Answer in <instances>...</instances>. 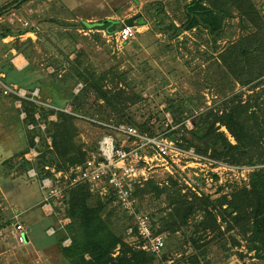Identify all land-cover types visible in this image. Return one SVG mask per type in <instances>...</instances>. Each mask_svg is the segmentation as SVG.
Listing matches in <instances>:
<instances>
[{
    "label": "rangeland",
    "instance_id": "obj_1",
    "mask_svg": "<svg viewBox=\"0 0 264 264\" xmlns=\"http://www.w3.org/2000/svg\"><path fill=\"white\" fill-rule=\"evenodd\" d=\"M99 1L101 2L99 5L95 3L86 9L75 7L77 3L74 0H33L27 3L19 1L16 8H13L12 4L8 9L3 10L0 16V30L4 24L12 26L15 31L25 28L17 14H13V11H17L20 17H25L30 21L27 29L36 33V36L26 34L23 37L12 34L7 39H0V60H4V63L8 62L5 50L10 47L7 54L8 52L12 54V63L16 54H23L27 62L25 69L20 71V74L27 78L23 82L26 86L11 85L22 90L24 95L5 93L0 82V223L10 218L13 219L12 224L0 230V264H71L63 256L59 247H56L54 251H48L49 253L43 252L46 256L43 257L38 250L35 251L32 245H26V241L21 243L17 238L18 223L24 224L25 220L28 222L30 212L33 210L23 206L34 203L40 193L42 204L38 207L43 209L46 194L41 188L42 178H39V172L35 166L31 168L36 169L38 173L36 177H30L28 171L21 174L14 171L4 176L3 171L10 164V162L5 164L4 161L26 148L28 151L24 155L25 159L31 149L38 152L37 158L30 161L32 163L36 162L42 152L54 151L52 139L48 136L46 137L47 146L44 145L39 134L35 136V145H31L29 143L30 133L36 129L40 132L47 131L48 122L58 121L60 113L69 114L75 117L72 122L76 126L70 135L75 133L74 141L84 147L87 156L98 151L97 144L101 139L100 136L107 135L108 129L115 131L116 136H113L117 142H125V145L133 143V139H129L126 134L116 129L117 125H133L139 129L140 134L143 133L141 128L133 123L124 121L110 124L99 120L85 109L78 108V101L74 97L67 98V95L71 87L75 95L80 94L85 89L83 79L78 80L73 76V80L64 83L68 87L65 93L58 95L50 82L44 80L37 84L40 76L48 80L46 76L56 71L53 64L57 60L62 63L61 75L69 70L72 73L75 72L71 63L77 58V53L82 63L89 68L113 69L119 75H125L126 81L134 86V90L140 93L143 99L133 104L124 103V118L131 117L138 124L146 122L154 125L159 132L155 134L156 136H169L170 131L178 129L183 123L187 129L191 130L200 112L218 106L221 101L235 94L243 93V98L246 99L247 94L251 92L250 86L256 83L262 84L261 80L264 81V68L258 75L250 77V83L236 81L237 79L226 70L220 59V54L236 45L241 36L246 35L249 30L254 31L247 16L239 14V12H245L247 6L242 11L237 7L233 8V16L226 19L224 33H221L220 37L212 36L208 30L198 26L191 30L178 31V34L171 38L173 28L169 26L173 22L176 26L183 23L186 19L185 4L191 0ZM9 2L11 0H0V9ZM250 3L259 10L261 16H264V0H250ZM160 4L164 5L163 10ZM28 8L33 9L31 15L27 13ZM92 11L98 17L92 22L111 18L124 23V20L141 14V17L135 21L138 30L136 36L126 45L118 47L116 44L120 41L117 37L104 33V30L82 28V22H87L83 17H91L89 14ZM142 19L144 22L139 23ZM241 21L249 25L248 30L242 29ZM14 45L19 46L21 50L14 48ZM12 49H16L17 52L12 53ZM3 77L4 75L0 73V80L5 83ZM31 96L36 97L32 100ZM56 97L58 104L54 102ZM95 98L93 92L87 96L89 101ZM181 98L187 99L188 106L194 105L192 110L194 114L184 122L176 124L172 116L168 114L171 110H167L166 107L169 106L168 101L171 99L180 100ZM22 99L34 102L38 109L33 114L25 110ZM98 101L103 103L101 99ZM116 115L114 112L112 119H115ZM221 130L226 133L231 142L235 143L234 137L225 125H221ZM178 136L173 134V137H169L185 152L189 153L193 149L197 158L183 154L182 160L177 164L171 163L169 169L166 166H160L151 172L154 169L152 168L148 172V179L136 184H145L150 180H155L161 185H166L170 182L169 178L173 177L182 187L181 190L189 201L195 196L211 195L212 199H216L223 194L231 199L233 189L242 186L249 188L251 174L258 168H264L263 163L257 162L231 164L216 159L210 154L200 153L195 146H181L176 140ZM59 139L62 143L60 137ZM37 145L41 148L39 149ZM146 153L152 155V149L147 148ZM58 154L55 150L52 154L55 159L48 162L46 166L64 171L69 169ZM37 168L39 169L38 166ZM44 177L56 180L52 175ZM67 185L60 181L59 187L63 190V196L51 198L54 209L52 217L57 220L65 218L63 212L65 211L64 199L69 191ZM88 185L95 196L106 198V193H102L100 188ZM110 191L116 196L112 188ZM165 197L164 194L160 198L154 197L152 192L135 197V212L143 217L146 216L152 224L153 231L165 237L161 253L155 254V264H264V259L257 257L255 250H250L252 231L244 234L241 227L228 213H220L227 205L221 208L218 204L215 209L209 206L210 210L217 212L215 214L218 217L219 227L215 232L208 230L197 233L196 226L193 225L195 219L192 218L188 220V226H184L175 233L169 229L158 231L159 216L167 206ZM109 209L112 211L111 219L117 222L119 228L127 225L135 226L136 215L127 212L120 202L118 204L116 201L110 202ZM199 217L200 214H197L196 218ZM30 220L32 221V218ZM34 220L37 219L34 218ZM46 220L50 221L51 218H44L43 222ZM24 225L27 230L26 224ZM38 234L41 242L47 240L40 231ZM193 237L198 239L197 243L192 240ZM50 253H56V256L47 258Z\"/></svg>",
    "mask_w": 264,
    "mask_h": 264
},
{
    "label": "trees",
    "instance_id": "obj_2",
    "mask_svg": "<svg viewBox=\"0 0 264 264\" xmlns=\"http://www.w3.org/2000/svg\"><path fill=\"white\" fill-rule=\"evenodd\" d=\"M19 1L27 3L30 0H11L0 9V16L3 10L8 9L10 5L13 4V8H16ZM246 6L247 8L244 10ZM185 7L186 19L183 23L176 26L173 22L169 26L171 29L173 28V33L170 34L171 38L175 37L178 31L191 30L198 26L208 30L212 36L220 37L221 33H224L226 19L233 16V8L237 7L241 11H245L239 12V14L247 16L254 31L249 30L247 34L245 33L246 35L241 36L236 45L220 54V59L223 61L226 70L237 79L236 81L250 83V77L258 75L264 68V16H261L259 10L253 7L250 0H191L185 4ZM160 8L163 10L164 5L160 4ZM132 17L134 21H137L141 14ZM142 22H144L143 19L139 23ZM124 24L114 19H104L94 24L82 22V28L105 30L107 34L115 35ZM241 27L243 30L249 29V25L244 22L241 23ZM25 30L15 31L12 26L4 24L0 30V39L12 34L21 35ZM13 47L21 50L18 48L19 46L14 45ZM7 50H10V47L5 50L8 62L4 63V60V62L0 60V73H4L3 81L7 85L26 86L23 82L27 78L18 72L11 62L12 54L10 52L7 54ZM77 54V58L73 59L71 63L72 67L75 68L74 73L69 70V72L61 75L62 63L57 60L53 64L56 71L46 76L49 81L40 76L36 83L39 84L44 80L50 82L58 95L65 93L68 87L64 83L73 80V76L78 80L83 79L85 80V89L80 94L75 95L71 87L67 95V98L74 97L78 101V108L85 109L103 122L111 124V122L127 121V123L138 125L144 133L150 135L159 133L154 125H149L146 122L138 124L131 117L124 118V103L133 104L143 99L141 94L134 90V86L126 81L125 75V77L121 76L113 69L89 68L82 63L79 53ZM22 78L24 79L22 80ZM261 82L262 84L256 83L254 86H250L251 92L247 94L246 99L243 98V93L226 98L218 106L200 112L194 120L195 125L191 130L187 129L183 123L178 129L170 131L168 135L171 137L173 134L179 135L175 139L181 146H195L198 152L210 154L216 159L231 164H253L255 162L264 164V81L261 80ZM90 92L96 96L93 101L87 100ZM100 99L103 100V103L98 101ZM189 100L193 101L192 99ZM22 101L24 109L30 113L33 114L38 109L34 102L26 99H22ZM54 102L58 104L57 97ZM168 103L169 106L166 109L171 110L172 118L176 124L184 122L194 114L192 112L194 105L190 103L193 106H188L187 99H171ZM114 112L117 115L115 119H112ZM120 113L122 115H118ZM74 119L75 117L69 114L60 113L58 121L48 122L47 131L40 132L39 129H36L30 133L29 143L34 146L35 136L39 134L44 145L47 146L46 137L48 136L52 139L54 151L59 153L60 159L64 164H67L68 168L84 165L89 155L87 156V151L82 145L74 141L75 133L70 135V132L76 127L72 122ZM218 123L219 125H217ZM221 125L226 126L229 133L234 137L235 143L231 142L226 133L221 130ZM107 134L116 136L115 131L111 129L107 130ZM102 137L101 135L100 138ZM97 145L99 146V144ZM27 151L28 148L5 159L4 163L10 162V164L2 175H10L14 171L17 174L27 173L31 166H35L39 172V178L47 175L54 177L50 170L45 169L48 162L55 159L52 157L53 150L42 152L35 163L24 158ZM56 166L61 168L59 165ZM60 181L68 184V181L63 178L59 179ZM169 181L166 185H161L158 181L150 180L145 184H136L134 189L136 198L151 192L157 198H160L162 194L166 195L167 206L159 216L160 227L158 231L169 229L175 233L184 226H188V220L192 218L195 219L193 225L196 226L197 233L208 230L215 232L219 227L218 217L215 214L217 212L210 210L209 206L215 209L218 204L221 208L227 205L220 213H228L234 222L241 227L244 234L252 231L250 250H255L257 257L264 259V168H258L251 174L249 188L242 186L233 189L231 199L223 194L216 199H212L211 195L195 196L189 201L183 194L182 187L179 186L178 182L173 177H170ZM113 201L119 203L112 191L108 192L104 199L102 196H95L88 183L69 186V191L64 199L65 211L63 214L65 217H69L71 221L66 225V233L58 231V247L71 264H155V254L139 248L143 240L136 227L134 226L133 231L129 233L130 225L119 228L117 222L111 219L112 211L109 209V204ZM197 214H200L199 218H196ZM12 223V218L0 223V230ZM67 236L72 239L69 246L63 245ZM192 240L195 243L198 242L195 237Z\"/></svg>",
    "mask_w": 264,
    "mask_h": 264
},
{
    "label": "built area",
    "instance_id": "obj_3",
    "mask_svg": "<svg viewBox=\"0 0 264 264\" xmlns=\"http://www.w3.org/2000/svg\"><path fill=\"white\" fill-rule=\"evenodd\" d=\"M32 8L27 9L28 14H32ZM13 14H17L19 20L23 22L25 32L24 35L32 34L31 30L27 29L30 26V21L25 17H20L17 11H13ZM137 26L124 24L117 34L113 37H117L120 43L116 45L118 47L124 46V44L133 39L137 34ZM5 93H15L18 96L24 95L22 90L17 87L7 85L0 80ZM34 97L31 98L34 100ZM170 117L172 116L169 112ZM116 129L133 139L131 145H125V142H117L112 134L103 136L99 141L98 152L92 154L87 159L84 165H78L69 169L60 170L46 166L47 170H50L56 180L50 177H44L40 180L41 188L45 192L43 209L45 213L52 215L54 209L52 206V199L63 196V190L59 187V179L63 178L68 181V187L81 183H88L93 187L100 188L102 193H108L110 188L115 192L120 204L130 214H135V227L142 243L140 248L146 251H150L154 254H160L165 243V237L160 233H155L151 222L145 216L138 215L135 212L136 198L134 196V188L136 183H140L143 180L148 179V172L154 168L160 166H166L169 169L171 163L177 164L182 160L183 154H189L194 158H197L195 152L192 150L189 153L185 152L183 148L177 146L175 141L167 135L156 136L146 133H139V129L133 125L120 124L116 126ZM152 149V155L146 153V149ZM38 156V152L35 149H31L26 154V159L34 161ZM147 173V174H146ZM30 177H36L38 175L35 168L28 170ZM135 179V180H134ZM52 198V199H51ZM70 218L57 220V224L49 227L47 233L50 235L56 234L58 231L66 233V225L70 222ZM18 240L23 243L26 241V229L22 223H18ZM134 227L129 228V233L133 231ZM65 246H69L72 243L70 236H67L63 241Z\"/></svg>",
    "mask_w": 264,
    "mask_h": 264
},
{
    "label": "crops",
    "instance_id": "obj_4",
    "mask_svg": "<svg viewBox=\"0 0 264 264\" xmlns=\"http://www.w3.org/2000/svg\"><path fill=\"white\" fill-rule=\"evenodd\" d=\"M32 1L33 0H30V2H32ZM60 1H62V0H60ZM74 1L77 3V5H75V7H78L81 9H86L95 3H96L95 5H99L101 3L99 0H74ZM89 15L91 17H83V18H86L85 21H87L91 24L97 23V22H92V21H94V19L98 18L97 16H95L93 14V11ZM83 16H86V15H83ZM102 20H104V19H102ZM33 32H31V33L36 36V33L34 34ZM104 33H106L105 30H104ZM10 36L11 35H9L7 37L9 38ZM7 37L5 39H7ZM14 52H17L16 49H12V53H14ZM13 63L15 65V67H17L18 72L23 71L27 65L26 59H25L23 54H20V55L16 54L15 58H13ZM1 74L4 75V73H1ZM25 196H27V194ZM34 201H35L34 203H28L27 205L23 206L26 209L29 208V210L33 209L30 212L31 216H29V221L27 222L25 220V222H24V224H26V226H27L26 245H32V247L35 248V251L38 250L40 252L41 256L46 257V256H44V254L46 252L54 251L55 248L58 247V243H59L58 232L54 235H50L47 233V229L49 227H52V226L57 224V218H54V217H52V215L45 213L44 209H42L41 207H38L39 204H42V196L40 193H39L38 198H36V200H34ZM33 206H34V208H33ZM43 211H44L45 215H44ZM35 215H37V217ZM30 218H32V221L30 220ZM34 218H36L37 220L35 221ZM44 218H51V220L50 221L46 220L45 222H43ZM39 231L41 232V234L45 235V237L47 239V240H44L45 242L40 241V238L38 237ZM43 252H45V253H43ZM54 256H56V253L55 254L50 253V255H48L47 258H50V257L53 258Z\"/></svg>",
    "mask_w": 264,
    "mask_h": 264
},
{
    "label": "water",
    "instance_id": "obj_5",
    "mask_svg": "<svg viewBox=\"0 0 264 264\" xmlns=\"http://www.w3.org/2000/svg\"><path fill=\"white\" fill-rule=\"evenodd\" d=\"M124 23L128 24V25H134L135 21H134L133 17H130V18L124 20Z\"/></svg>",
    "mask_w": 264,
    "mask_h": 264
},
{
    "label": "clouds",
    "instance_id": "obj_6",
    "mask_svg": "<svg viewBox=\"0 0 264 264\" xmlns=\"http://www.w3.org/2000/svg\"><path fill=\"white\" fill-rule=\"evenodd\" d=\"M135 26H137V24H134Z\"/></svg>",
    "mask_w": 264,
    "mask_h": 264
}]
</instances>
